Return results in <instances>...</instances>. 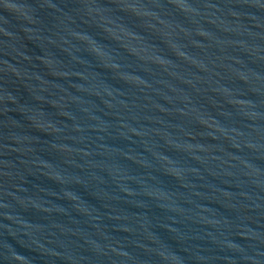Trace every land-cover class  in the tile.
<instances>
[{"label":"water","instance_id":"obj_1","mask_svg":"<svg viewBox=\"0 0 264 264\" xmlns=\"http://www.w3.org/2000/svg\"><path fill=\"white\" fill-rule=\"evenodd\" d=\"M0 264H264V0H0Z\"/></svg>","mask_w":264,"mask_h":264}]
</instances>
